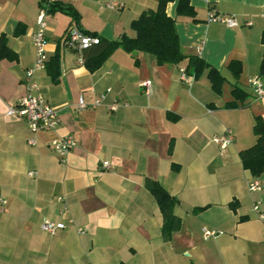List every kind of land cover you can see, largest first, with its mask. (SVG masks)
I'll return each mask as SVG.
<instances>
[{
  "label": "crops",
  "instance_id": "crops-1",
  "mask_svg": "<svg viewBox=\"0 0 264 264\" xmlns=\"http://www.w3.org/2000/svg\"><path fill=\"white\" fill-rule=\"evenodd\" d=\"M58 1L76 12L81 31L108 41L134 37L132 21L157 7V0H114L123 5L119 11L105 6L110 0ZM191 4L194 18L177 16L176 1L166 13L175 19L181 52L223 77L219 93L207 69L197 78L191 73L193 81L185 85L179 70L187 60L159 66L148 54L121 48L90 71L84 52L65 44L73 18L56 11L45 18L47 66L33 80L59 123L33 135L24 119L7 115V106H16L26 92L41 6L39 0H0V35L12 51L0 58V193L6 201L0 264H264V222L252 211L257 201L264 211V173L243 169L239 157L257 141L256 117L264 121V99L248 85L262 77L264 0ZM211 11L233 16L238 26L209 22ZM230 61L241 64L238 78ZM146 80L150 96L140 88ZM234 87L245 97L236 100ZM108 88L103 104L93 108ZM80 97L88 108H78ZM114 100L121 105L109 111ZM227 130L233 141L221 149L212 140ZM68 135L77 146L60 165L49 143ZM146 178L177 200L180 228L169 240L162 238V215ZM252 182L263 190L251 192ZM44 219L67 226L49 236L40 230ZM204 228L219 234L206 239Z\"/></svg>",
  "mask_w": 264,
  "mask_h": 264
},
{
  "label": "trees",
  "instance_id": "trees-1",
  "mask_svg": "<svg viewBox=\"0 0 264 264\" xmlns=\"http://www.w3.org/2000/svg\"><path fill=\"white\" fill-rule=\"evenodd\" d=\"M45 0H39L40 6ZM176 1V15L185 17H195V10L191 2L193 0H157V7L154 11H144L139 17L132 21L131 29L134 37L123 36L119 40L108 41L99 38V43L91 45L83 52L85 56L84 64L93 71L100 66L103 60L115 49L121 48L127 53L143 52L152 56L157 65H176L187 60L186 71L197 78L203 69H207V77L212 89L219 93L223 83V77L218 71L205 64L200 58L187 56L181 52L179 38L175 28V19L168 16L166 6ZM64 12L73 18L75 27H78V17L76 12L69 5L59 2L51 4L48 14L54 12ZM80 29V28H79ZM83 31V30H82ZM86 35L95 36L93 33L84 32ZM262 45L264 47V33L262 35ZM12 51L7 47L5 38L0 35V58H10ZM228 69L234 78H238L241 72V64L238 61H230ZM261 74L264 76V55L261 64ZM236 100L245 97V93L237 87L232 90ZM236 102V101H235ZM234 102V103H235ZM234 106V105H233ZM257 141L251 147L240 151L239 157L243 169L253 175L264 173V121L261 117H256L253 126ZM146 189L155 198L162 215V238L169 240L171 235L179 230L180 220L174 214L177 200L169 195L157 182L146 178L144 181Z\"/></svg>",
  "mask_w": 264,
  "mask_h": 264
},
{
  "label": "built area",
  "instance_id": "built-area-1",
  "mask_svg": "<svg viewBox=\"0 0 264 264\" xmlns=\"http://www.w3.org/2000/svg\"><path fill=\"white\" fill-rule=\"evenodd\" d=\"M75 1V0H71ZM59 2L58 0H45L44 4L40 7V12L36 19V31L33 34V47L35 51L34 62L30 69L25 74V89L26 92L23 97L19 100L16 106H7V115L16 118L24 119L29 126L30 132L35 135L40 132H51L55 130L59 123V115L55 108H52L46 104L41 95L39 94V87L34 82L33 77L35 72L44 70L48 63V57L46 53V37L45 29L46 22L45 18L48 14V9L51 4ZM107 8L114 11H119L123 5L110 0L105 4ZM209 22H220L225 24L229 28L238 26L236 19L233 16H221L211 11L208 15ZM247 25H251L248 23ZM99 43V38L86 35L78 27L72 26L68 29L65 44L69 48L77 50L82 53L85 49H88L91 45ZM83 63L82 58L79 61ZM180 81L185 85H190L193 81V76L188 74L185 68L179 70ZM248 85L252 89L253 94L258 99H264V76L253 77L248 80ZM140 88L145 96H150L152 93V83L150 80L143 81L140 84ZM110 93V89H106L98 99H96L91 106L93 108L100 107ZM121 104L114 100L110 105L107 106L109 111H116ZM123 106H127V103H123ZM79 109L88 108V104L85 102L83 97H80L77 104ZM213 143L219 145L221 149H225L233 141L232 132L227 130L226 133L219 137L213 138ZM28 144L34 145L35 139H30ZM77 146V142L71 136H62L53 138L49 143V148L57 156L60 165H65L67 162L68 154ZM102 168L108 170L111 168L110 162H103ZM29 177L35 176L34 172L28 173ZM251 192H260L263 190V186L258 182H252L249 185ZM59 200V199H58ZM60 201V200H59ZM6 201L0 193V213L4 211ZM252 211L257 214L258 218L264 222V211L262 210L261 202L257 201L252 205ZM73 221L70 219L68 224ZM67 224L63 221L53 222L49 219H44L40 224V230L46 235L54 236L57 232L64 230ZM79 233L83 234V231L79 229ZM204 238L216 237L219 233L202 229Z\"/></svg>",
  "mask_w": 264,
  "mask_h": 264
}]
</instances>
